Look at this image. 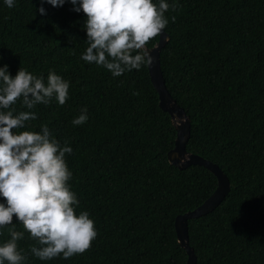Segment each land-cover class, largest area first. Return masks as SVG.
Segmentation results:
<instances>
[{"label": "trees", "instance_id": "obj_1", "mask_svg": "<svg viewBox=\"0 0 264 264\" xmlns=\"http://www.w3.org/2000/svg\"><path fill=\"white\" fill-rule=\"evenodd\" d=\"M167 2L177 8L165 13L169 41L160 68L191 122L186 150L216 164L230 184L217 208L187 223L196 264H264V0ZM72 8L67 0L56 8L41 0H14L8 8L0 0V67L13 78L21 68L46 82L51 70L69 82L63 106L53 98L29 110L18 100L14 115L32 111L37 119L17 131L47 125L72 148L65 160L75 211L88 212L97 231L83 254L41 261L30 251L39 245L13 217L24 232L17 242L23 264H184L174 219L210 196L216 179L203 167L180 171L168 163L175 129L147 66L113 77L83 61L86 17ZM82 109L88 120L73 125ZM10 227L0 229V245Z\"/></svg>", "mask_w": 264, "mask_h": 264}, {"label": "clouds", "instance_id": "obj_2", "mask_svg": "<svg viewBox=\"0 0 264 264\" xmlns=\"http://www.w3.org/2000/svg\"><path fill=\"white\" fill-rule=\"evenodd\" d=\"M66 0H41L53 8L62 7ZM74 12H83L86 20L88 47L81 59L108 70L113 77L126 71L151 67L155 58L147 45L164 33L168 24L165 13L177 4L167 0H67ZM8 8L14 0H4ZM78 5V6H77ZM46 15L43 6L37 9ZM173 21L175 17H172ZM158 47V45H156ZM69 93V82L54 71H49L45 82L25 69H19L13 78L7 66L0 67V229L9 228L10 239L0 245V264H23L26 257L18 250L17 242L24 232L36 242L31 253L41 261L62 256L69 259L91 248L97 231L89 213L76 214L79 201L70 189L72 172L65 160L72 148L61 146L52 137L47 125L40 132L17 131L26 122L37 119L35 112L15 114L13 105L22 100V106L33 109L48 105L53 98L63 106ZM88 120L82 109L73 125ZM13 217L24 232L14 229Z\"/></svg>", "mask_w": 264, "mask_h": 264}, {"label": "water", "instance_id": "obj_3", "mask_svg": "<svg viewBox=\"0 0 264 264\" xmlns=\"http://www.w3.org/2000/svg\"><path fill=\"white\" fill-rule=\"evenodd\" d=\"M168 41L169 36L165 32L158 36V40L149 48L150 50L154 49L151 51V55L155 58L154 63L151 67H147L150 82L157 93L158 106L169 115L175 129L174 145L167 153V161L180 171L190 166L203 167L212 173L216 179V187L210 196L192 211L178 215L174 219L177 243L187 256L184 264H196V256L189 245L187 223L189 220L203 217L217 208L229 193L230 184L227 177L216 164L186 150V145L190 138L191 122L184 109L175 102L167 91L160 68V52Z\"/></svg>", "mask_w": 264, "mask_h": 264}]
</instances>
